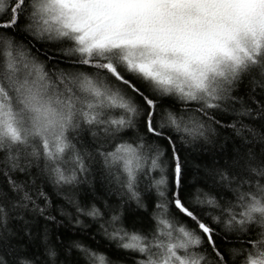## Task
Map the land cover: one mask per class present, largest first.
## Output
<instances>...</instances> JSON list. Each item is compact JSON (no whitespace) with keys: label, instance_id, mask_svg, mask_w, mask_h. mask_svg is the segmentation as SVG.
<instances>
[{"label":"snow or ice","instance_id":"6c2138e0","mask_svg":"<svg viewBox=\"0 0 264 264\" xmlns=\"http://www.w3.org/2000/svg\"><path fill=\"white\" fill-rule=\"evenodd\" d=\"M0 264H264V0H0Z\"/></svg>","mask_w":264,"mask_h":264},{"label":"trees","instance_id":"16d2710c","mask_svg":"<svg viewBox=\"0 0 264 264\" xmlns=\"http://www.w3.org/2000/svg\"><path fill=\"white\" fill-rule=\"evenodd\" d=\"M195 162H197V161H196L195 158H194V159H193V163H195ZM188 179L191 180V176H189Z\"/></svg>","mask_w":264,"mask_h":264}]
</instances>
